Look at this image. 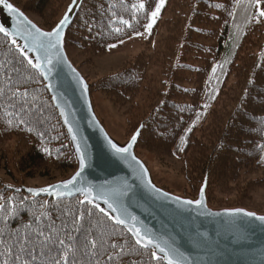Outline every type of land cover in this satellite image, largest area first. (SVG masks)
<instances>
[{
	"label": "trees",
	"instance_id": "1",
	"mask_svg": "<svg viewBox=\"0 0 264 264\" xmlns=\"http://www.w3.org/2000/svg\"><path fill=\"white\" fill-rule=\"evenodd\" d=\"M10 1L47 30L70 2ZM158 3L84 0L66 50L105 55L143 33ZM95 91L130 110L128 134L144 122L137 155L177 162L185 195L194 197L206 174L214 207L242 205L264 189V17L249 0H163L141 52L91 84ZM0 158L18 186L64 178L76 166L40 75L1 34ZM0 205V264H164L80 198L33 199L0 179Z\"/></svg>",
	"mask_w": 264,
	"mask_h": 264
},
{
	"label": "water",
	"instance_id": "2",
	"mask_svg": "<svg viewBox=\"0 0 264 264\" xmlns=\"http://www.w3.org/2000/svg\"><path fill=\"white\" fill-rule=\"evenodd\" d=\"M83 2L84 0H77V3L73 5L70 0L61 16L62 18L66 12L69 13L68 23L62 28L64 35L60 55L56 56L55 52L53 53V71L45 78L34 68L43 81L51 104L65 131L75 159V169L61 181L42 187L13 186V190L17 193L24 192L33 199L43 198L47 201L80 198L83 204H91L94 207L99 205L100 208L105 209L109 218L119 213L108 209L103 199L97 198V193L127 185L130 189L129 195L121 198L123 208L126 209L127 224H117L114 220H110L124 229L134 241L136 237L134 232L128 230L129 225L139 228L142 234L150 236L161 246H165L164 241L174 244L195 264H264V224L242 213L230 214L235 209L253 212L257 216H264V213L240 206H210L207 174L195 197L177 196L160 188L155 183L148 166L136 153L144 122L124 143H119L109 135L95 112L91 85L74 65L65 46L67 31L73 24ZM7 3L12 4L28 21L45 32L51 31L61 19L51 29H43L10 0H7ZM0 27L5 28L8 33H14L17 27L25 31L33 30L30 24L23 23V18L14 17L3 5H0ZM0 34L7 38L21 54L20 49L25 44L22 37ZM13 40L16 42L12 43ZM21 56L24 58L23 55ZM28 57L35 62L36 53L30 52ZM84 85L87 86L86 89ZM70 128L71 131H69ZM134 134L137 135V139L132 142L131 138ZM73 136L76 137L75 140ZM109 141L117 147H127L130 142L132 146L127 154H117ZM78 145L87 157L82 170L79 164L80 154L77 152ZM78 171L80 176L67 189L55 187L72 180ZM89 186H92V193L86 199L85 195L77 189H87ZM202 187L204 195L201 205L182 203L184 200L201 199ZM30 189L32 191H29ZM42 189H48V191H42ZM153 189L160 191L155 192ZM164 193L168 195L164 196ZM173 197H179L180 201L174 200ZM96 208L99 210L98 207ZM131 217H135V221ZM138 246L152 253L156 252L155 260L168 264L164 253L160 252L154 244L145 243Z\"/></svg>",
	"mask_w": 264,
	"mask_h": 264
},
{
	"label": "snow or ice",
	"instance_id": "3",
	"mask_svg": "<svg viewBox=\"0 0 264 264\" xmlns=\"http://www.w3.org/2000/svg\"><path fill=\"white\" fill-rule=\"evenodd\" d=\"M77 3V0H72V4L75 5ZM241 3V0H236V4L239 5ZM250 4H254L257 8V15L259 17H264V9H261V0H249ZM0 5H3L5 8L8 9V11L16 18H23V23L30 24L32 31H25L19 27H17V30L14 33H8L7 30L3 27H0V33H4L5 35H19L25 40V44L23 48L20 49L21 55L24 56L25 60H27V63L31 65L33 68L40 71V73L47 78L48 75L53 71V53L55 52L56 56L60 55L61 51V45L63 43V31L62 28L68 23L69 13H65V15L60 19V21L57 23V25L51 30V31H42L40 28H38L35 24H32L31 21H28L26 17L23 16V13L20 12L18 9L13 7L12 4L7 3V0H0ZM163 5V0H160V3L157 4L156 9L151 12V16L149 19V23L146 25V30L150 31L153 24L155 23L156 17L159 14L160 8ZM140 8H143L144 5L141 3L139 5ZM71 11V6L69 8V12ZM122 23H127V21H121ZM259 22V20H257ZM139 35V33H137ZM16 41L13 40L12 43H15ZM111 47H115V45H111ZM33 52L36 53L35 62H33L32 59H29L28 53ZM74 71V70H73ZM81 84H83V81H80ZM249 83H253V81H249ZM85 89L87 88L86 85H84ZM18 94V93H17ZM24 95H27V93H24ZM261 103H264V100H261ZM191 129H189L190 131ZM71 131V128L69 129ZM75 136H73V139L75 140ZM137 139V135H133L131 138L132 142H135ZM109 144L111 145L112 149L117 154H127L129 151V148H131L132 143L130 142L127 147H117L115 144H113L111 141H109ZM47 151V149H45ZM77 152L80 154L79 157V164L81 170L85 167L86 164V155L82 150L80 149L79 145L77 146ZM135 159V157H132ZM80 176V172L78 171L76 175L72 178V180H69L65 182L63 185H57L56 188L63 187L65 189L68 188L69 185L73 183L74 180H76L77 177ZM150 184V182H149ZM29 191H32L31 189ZM42 191H48V189H42ZM77 191L82 192L85 195V198L87 199L88 196L92 193V186H89V188H79ZM155 192H159V189H153ZM130 192V189L127 185H125L123 188H113V189H107L105 191H101L97 193V198L103 199V202L108 205V209H110L112 212L119 213L117 216H109V219H112L117 224H127V214L126 209L123 208V205L121 203V198L128 196ZM59 194V193H58ZM164 196H167V193L163 194ZM201 199H197L195 201L192 200H184L182 201L183 204L186 205H201L204 195V188L202 187L200 190ZM174 200L180 201L179 197H173ZM91 202V201H89ZM83 203V201H81ZM3 205H0V208H3ZM96 207L99 208V210L104 213L106 216H108V212L105 211V209L100 208L99 205H96ZM242 213L243 215L249 217V218H255L256 220L260 221L261 224H264V216H257L253 212H245L243 209H235L233 210V213ZM39 219V217H37ZM133 221H135V217H131ZM75 223V222H74ZM26 228H31V225H26ZM129 231L134 232V235L136 237V244H154L155 247L162 253H164V257L167 259L168 264H195L194 261L190 260L187 256L184 255L183 252H180V250L174 246V244H169L168 241H164L165 246H161L159 243H155V241L146 234H142L141 230L139 228H135L134 225H129L128 228ZM38 235L43 238L44 241H50L52 240V235H45L44 232L40 231L38 232ZM27 237H25V240ZM92 246L95 247V241H92ZM59 244L64 245L65 241L63 239H59ZM115 247V245H113ZM152 257L156 258V252L152 253ZM55 264H60L59 261H56Z\"/></svg>",
	"mask_w": 264,
	"mask_h": 264
},
{
	"label": "rangeland",
	"instance_id": "4",
	"mask_svg": "<svg viewBox=\"0 0 264 264\" xmlns=\"http://www.w3.org/2000/svg\"><path fill=\"white\" fill-rule=\"evenodd\" d=\"M29 17L40 26L41 22L38 17L35 15H30ZM150 31L145 30L139 35H135L123 42L113 44L115 47L109 46L105 55H81L74 49H70L67 53L74 65L91 85L105 76L116 73L122 68L125 62L131 60L141 52L144 43L149 38ZM91 96L95 112L109 135L119 143H124L131 136L127 131V120L130 118V110L127 111L125 108L112 103L99 91L91 92ZM10 145L13 144L11 143ZM138 156L148 166L155 183L160 188L177 196H187L185 195L187 184L183 176L179 173V164L177 162L167 158L160 160L148 152H140ZM0 164V179L13 186H18L17 184H14L10 176L7 175L6 170L4 169L5 160L0 158ZM70 174L54 181L47 178L23 180V184L21 185L26 187H42L61 181L67 178ZM239 206L264 213V189H259L254 192L250 201Z\"/></svg>",
	"mask_w": 264,
	"mask_h": 264
}]
</instances>
